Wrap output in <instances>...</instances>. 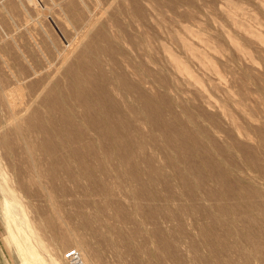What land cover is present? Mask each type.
Segmentation results:
<instances>
[{
    "label": "rangeland",
    "instance_id": "obj_1",
    "mask_svg": "<svg viewBox=\"0 0 264 264\" xmlns=\"http://www.w3.org/2000/svg\"><path fill=\"white\" fill-rule=\"evenodd\" d=\"M12 2L16 9L10 8ZM33 4H25L24 11L17 0H0V53L44 54L39 56L42 64H36L35 90L43 78L55 75L50 76V91L30 106L21 123L22 129L35 132L40 177L30 172V162L19 151L15 165L20 188L32 195L24 200L30 199L35 209L30 216L48 246L64 256L73 244L66 237L73 231L87 243L96 264H264V6L259 0ZM176 32L180 39L188 36L183 40L205 53L215 70L191 57ZM48 53L55 58L46 62ZM64 53H70L69 62L58 66ZM170 56L185 63L195 81L176 72ZM110 76L123 86L113 85ZM109 84L122 95L109 91ZM122 87L143 100L137 103ZM80 103L86 110H76ZM4 152L0 148V156ZM45 188L62 206L59 216L47 208ZM86 205L100 211L99 218L95 210L87 219L91 212ZM103 221L110 223L111 234L100 229ZM3 252L0 264H20L10 247L3 246Z\"/></svg>",
    "mask_w": 264,
    "mask_h": 264
},
{
    "label": "bare ground",
    "instance_id": "obj_2",
    "mask_svg": "<svg viewBox=\"0 0 264 264\" xmlns=\"http://www.w3.org/2000/svg\"><path fill=\"white\" fill-rule=\"evenodd\" d=\"M13 1V0H11ZM18 1V7H20L21 9H24V11H27L26 10V6L25 4L29 5V6H34L35 5L33 4V0H17ZM113 1H117V0H113ZM220 1V0H219ZM259 2L261 3L262 6H264V0H259ZM14 2L10 3V8L12 9H16V6L17 5H14L13 4ZM16 3V2H15ZM110 3V2H109ZM113 3V2H111ZM124 3V2H123ZM122 3V4H123ZM223 4V3H222ZM111 4H109L110 6ZM227 5V4H226ZM116 6V5H115ZM119 6V5H118ZM223 7V6H222ZM125 8V7H124ZM127 8V7H126ZM221 8V7H220ZM229 8V7H228ZM8 9V8H7ZM156 9V8H155ZM11 10V9H10ZM225 10V9H224ZM228 10V9H226ZM13 11V10H11ZM21 12H23L21 10ZM20 12V13H21ZM229 12V11H228ZM8 13H11L10 11ZM19 13V12H18ZM13 14H15V12H13ZM17 15V14H16ZM19 15V14H18ZM56 15V14H54ZM89 15V14H88ZM8 17V16H7ZM60 17V16H59ZM91 17V16H90ZM1 19V18H0ZM7 19V18H6ZM6 19L4 18V20L6 21ZM239 19V18H238ZM2 20V19H1ZM8 20V19H7ZM16 20V19H15ZM158 20V19H157ZM233 20V19H232ZM236 20V19H235ZM38 21V20H37ZM3 22V20L1 21ZM9 22V21H8ZM12 22V21H11ZM239 22V21H238ZM89 23V22H88ZM95 23V20L92 19V22L90 23V26L92 24ZM3 24H6V22H4ZM2 24V25H3ZM13 24V23H11ZM84 24V23H83ZM9 25V24H8ZM7 25V26H8ZM241 25V24H240ZM11 27V26H10ZM50 27V26H49ZM52 27V26H51ZM8 28V27H7ZM43 29V28H42ZM89 29V28H88ZM86 30V29H85ZM186 31V30H185ZM188 31V30H187ZM245 31H247V33L251 34L252 36L256 37L257 39H259L260 41H262V38L261 36L255 32L254 30H251V29H246ZM194 32L193 31V34L190 32V34L194 35ZM29 33V32H28ZM86 35L88 33V31L85 32ZM171 33V32H170ZM173 33V32H172ZM184 33V32H183ZM186 33V32H185ZM199 33V32H198ZM31 33H29L28 36H31L30 35ZM82 34V33H81ZM84 34V33H83ZM175 34V33H174ZM176 34L178 35L179 33L176 32ZM188 33V35H190ZM195 34H197L195 32ZM84 35V36H86ZM176 35V36H177ZM182 35V34H181ZM179 34V41L181 42V45L189 52V54L191 55V57H193L194 59L196 58L199 62H201L204 66H206L207 68L211 69L212 71H214V67H213V63H209L210 61H207V56L205 57L204 54L202 53H199V52H196L193 48H192V45L190 46L188 44V41L185 42L183 39H188L185 35V37H183L182 39H180V36ZM190 35V36H192ZM203 35V34H202ZM21 36V35H19ZM83 36V38H84ZM197 36V35H195ZM195 36H192V37H195ZM200 36V34H199ZM80 37V36H79ZM175 37V36H174ZM182 37V36H181ZM204 36H202V38L200 37H197V38H200L201 41H204L203 39ZM30 38V37H29ZM147 38V37H146ZM176 38V37H175ZM32 39V37H31ZM75 39V38H74ZM77 39H81V38H77ZM203 39V40H202ZM17 41V40H16ZM16 41H14V44L16 43ZM177 41V40H176ZM207 41V38L204 42ZM7 43V42H6ZM55 43V42H54ZM151 43V42H150ZM209 43V42H207ZM206 43V44H207ZM21 45V44H20ZM238 45V43H237ZM23 46V44L21 45V47ZM236 46V44H235ZM239 46V45H238ZM69 47V46H68ZM237 47V46H236ZM240 47V46H239ZM19 49L21 50L20 46H19ZM70 49V47H69ZM32 50V49H31ZM71 50V49H70ZM166 50L167 52V49L164 48V51ZM185 50V52H187ZM197 50V49H196ZM144 51V50H143ZM26 52V51H25ZM24 51H22L21 53H0V68H1V71L3 74H1L0 76V148L1 149H5L6 152H4L3 155L0 156V223H1V228H2V233L0 234V238L3 239V243L0 241V253L2 255V258L4 257V252H3V246H6V247H10L13 254H14V257L16 258L17 262H19L20 264H63V262H66L65 259H64V256L63 254H58L56 252H54L49 246L48 244L45 242V240L40 236V234L37 232V229H36V226H35V223H34V220H32L30 214L35 210L33 208V204L31 203L30 199L27 200L26 202L24 201L25 199H28L30 198L32 195L29 193H26V192H23L22 189L20 188V184H19V179L16 178L17 175V170L15 168V165H16V158L17 156L20 154L19 152L23 153L24 156L26 157L25 159H27L26 161L30 162L31 165V169H30V172H32V174L34 173V175H36L37 178L40 177V172L38 173V169H39V164H38V161L36 160L37 158L35 157V148H36V143H35V132L33 130V128H31L30 130H25V129H22V121L24 123V116L25 114L27 113L28 109L30 108V106L32 104H34L36 102V100L41 96V94H43L44 92L47 91H50L48 90V86H50L51 84L49 83L50 81V76H55V75H51L50 73V76L47 78H43L45 79V82L39 86V88L37 90H35V80L36 79V76H37V68H36V64L40 63L42 64V60L40 59L39 56H42V54H40L38 56L37 53H25ZM70 52V51H69ZM49 56L46 57V53H45V59H46V62H48L49 60H52L53 58L55 57H52V54L51 53H48ZM65 54V53H64ZM207 54V53H206ZM58 56V54H57ZM70 56V53H66L65 55L60 56V58L62 57L61 61H60V64L58 66H61L63 65L64 63H68L67 60ZM43 57H44V54H43ZM42 58V57H41ZM207 58V59H206ZM129 59V58H127ZM135 59V58H134ZM98 60V59H97ZM95 60V62L97 61ZM170 60L172 61V64H173V68L176 69V72H180L182 74H185L187 75L188 77L192 78V80H194L193 78L195 76H192L191 74V71H189L188 69V66L184 65L185 63H181L180 60L176 59L174 56H170ZM209 60V59H208ZM121 61V60H120ZM102 62V61H101ZM79 59L77 60V62L75 64H77V68L79 69L80 68V64H79ZM83 63V62H82ZM98 62H96L97 64ZM100 63V62H99ZM105 63V62H104ZM200 63V65H201ZM22 64V65H21ZM23 64H25V66L27 67V69H25V71H22V68H23ZM40 64V65H41ZM44 64V62H43ZM49 64V63H47ZM79 64V65H78ZM125 64V63H124ZM100 65V64H99ZM110 65V64H109ZM138 65V64H137ZM98 66V65H97ZM106 66V65H105ZM128 66V65H127ZM126 66V67H127ZM134 66V65H133ZM202 66V65H201ZM46 67V66H45ZM72 67V66H71ZM82 67L83 64H82ZM87 67V66H86ZM86 67L84 69H86ZM102 67V66H101ZM130 67V66H128ZM44 68V66H43ZM49 68V67H48ZM60 68V67H59ZM58 68V69H59ZM76 68V69H77ZM107 68V67H105ZM131 68V67H130ZM205 68V67H204ZM207 68L205 70H207ZM47 69V67L45 68ZM57 69V68H56ZM75 69V70H76ZM103 69V67H102ZM112 69V68H111ZM115 69V68H114ZM113 69V70H114ZM132 69V68H131ZM135 69V68H134ZM44 70V69H43ZM82 70V69H81ZM145 70V69H144ZM55 71V70H54ZM54 71L52 73H54ZM84 71V70H83ZM132 71V70H131ZM25 72V73H24ZM58 72V71H57ZM82 72V71H81ZM86 72V71H84ZM88 72V71H87ZM100 72V71H99ZM106 72V71H104ZM143 71H139V73H142ZM217 72V71H216ZM42 73V72H41ZM76 73V72H75ZM110 73V72H109ZM111 73H112V70H111ZM115 73V72H114ZM44 74H45V70H44ZM56 74V73H55ZM80 74V73H78ZM100 74V73H99ZM102 74V73H101ZM138 74V73H137ZM148 74V73H147ZM47 75V74H46ZM49 75V74H48ZM72 75V73H71ZM70 75V76H71ZM82 75V74H81ZM85 75V74H84ZM107 75V74H106ZM135 75V74H133ZM139 75V74H138ZM144 75V74H143ZM42 76V75H41ZM75 76V75H73ZM83 76V75H82ZM88 76V75H86ZM85 76V77H86ZM109 76V75H108ZM120 76V75H119ZM117 76V77H119ZM91 77V76H89ZM88 77V78H89ZM111 77V76H110ZM116 77V76H115ZM116 77V78H117ZM138 77V76H137ZM52 78V77H51ZM76 78V77H75ZM80 78V77H79ZM112 78V77H111ZM121 79V77H119ZM136 78V77H135ZM139 78V77H138ZM84 79V76L83 78ZM81 79V80H82ZM142 79V78H141ZM196 79V78H195ZM65 80V79H64ZM74 80V78H73ZM85 80V79H84ZM84 80H83V83H84ZM139 80V79H138ZM144 80V79H143ZM141 81V82H144V81ZM191 80V81H192ZM44 81V80H43ZM52 81V79H51ZM50 81V82H51ZM78 81V80H76ZM112 81L113 85H119L121 87L120 84H118L119 82H121V80H119L118 78L115 79L114 77L110 80V82ZM124 81V80H122ZM139 81V82H140ZM195 81V80H194ZM193 81V82H194ZM200 81V80H199ZM228 81V80H227ZM75 82V80L73 81ZM79 82V81H78ZM109 82V83H110ZM198 82V80H197ZM42 83V82H41ZM60 83V82H59ZM115 83V84H114ZM125 83V81L123 82ZM50 84V85H49ZM73 84V83H72ZM76 84V83H75ZM78 84V83H77ZM103 84V83H102ZM140 84V83H139ZM143 85H146L145 83H141V86ZM69 85V84H68ZM81 85V84H80ZM79 85V86H80ZM83 85V84H82ZM89 85V84H88ZM106 85V84H105ZM113 85L110 86L109 84V91H115L114 88H113ZM53 86V85H52ZM87 86V85H86ZM118 86V87H119ZM123 86V85H122ZM60 87V86H59ZM65 87V86H64ZM81 87V86H80ZM79 87V89L81 90V88ZM129 87V86H128ZM128 87H122L126 92V95H129L131 93V90L130 88ZM51 88V87H50ZM56 88V87H55ZM68 88V87H67ZM83 88V86H82ZM146 88V86H145ZM62 89V88H61ZM70 89V88H69ZM77 89V88H76ZM99 89V88H98ZM119 89V88H118ZM78 90V89H77ZM79 90V91H80ZM87 90V89H86ZM201 90V89H200ZM199 90V91H200ZM54 91V90H53ZM63 91H67L66 88L63 89ZM62 91V92H63ZM90 91V89H89ZM121 91H123L121 89ZM52 92V91H51ZM108 92V91H107ZM124 92V91H123ZM139 92V91H137ZM136 92V94H137ZM202 91H200L201 93ZM204 92V91H203ZM202 92V93H203ZM49 93V92H47ZM61 93V92H60ZM72 93L69 92V94ZM64 94V93H63ZM114 94H119V93H115ZM133 94V93H132ZM132 94H130V96L132 98H134L135 96H132ZM147 94V93H146ZM204 94V93H203ZM62 95V94H61ZM91 95V94H90ZM107 95V93H106ZM112 95V93H111ZM122 95V93H121ZM119 94V97L121 96ZM205 95V94H204ZM203 95V96H204ZM45 96H48V95H45ZM65 96H67V94H65ZM72 96V95H71ZM89 96V95H88ZM118 96V95H117ZM125 96V95H124ZM124 96L122 99H124ZM130 96H127V98H129ZM200 96V94H199ZM202 96V97H203ZM206 96V95H205ZM62 97V96H61ZM81 97V96H80ZM95 97V96H94ZM139 97V96H137ZM143 97V96H142ZM201 97V98H202ZM67 98V97H66ZM83 98V97H82ZM130 98V99H132ZM136 98V97H135ZM141 98V97H140ZM140 98H136L137 99H140ZM144 98V97H143ZM140 99V100H143ZM55 99V97H54ZM79 98L77 97V100ZM206 99V98H205ZM73 101V98L71 99ZM76 100V99H75ZM90 100V99H89ZM69 101V100H68ZM67 101V102H68ZM83 101V100H82ZM86 101V100H84ZM83 101V102H84ZM123 101V100H122ZM145 101V100H144ZM207 101V100H205ZM63 102V101H62ZM64 102L65 99H64ZM75 102V101H74ZM77 102V101H76ZM75 102V103H76ZM91 102V101H90ZM95 102V101H94ZM93 102V104L91 105L92 106H95L96 104ZM124 102V101H123ZM134 102V101H133ZM208 102V101H207ZM70 103V102H69ZM98 103V102H96ZM126 103H128V101L126 100L125 101V105H127ZM136 103V102H134ZM137 103H138V100H137ZM142 103V102H141ZM140 103V105H141ZM206 103V102H205ZM210 103V102H209ZM61 104V103H60ZM84 103H80L77 105L76 110L77 109H80L83 107L82 105ZM132 104V103H131ZM131 104L129 103V105L131 106ZM39 105V104H38ZM63 105V103H62ZM65 105V104H64ZM67 105V104H66ZM75 105V104H74ZM127 105V106H129ZM210 105V104H209ZM76 106V105H75ZM126 106V107H127ZM212 106V105H211ZM47 107V106H46ZM65 107H68V106H65ZM64 107V108H65ZM88 107V106H87ZM144 107V106H143ZM51 108V107H50ZM56 108V106H55ZM54 108V110H55ZM58 108V106H57ZM61 108V106H60ZM69 109L71 108L70 106L68 107ZM84 108V107H83ZM89 108V107H88ZM141 108V106H140ZM221 108V107H220ZM52 109V108H51ZM86 110V107L84 108ZM91 109V108H90ZM93 109V108H92ZM125 109V108H124ZM127 109V108H126ZM131 109V107H130ZM128 109L131 113V110ZM53 110V111H54ZM62 110V108H61ZM126 110V111H128ZM142 110V109H141ZM221 112H223L224 114V110L223 108H221ZM252 110V109H251ZM34 111V110H33ZM52 111V112H53ZM64 111H66L64 109ZM70 111V110H69ZM135 111V110H134ZM68 112V111H67ZM66 112V113H67ZM71 112V111H70ZM88 112V111H87ZM137 112V111H136ZM56 113V112H55ZM72 113V112H71ZM75 113V112H73ZM103 113V112H102ZM122 113V112H121ZM82 114V113H81ZM126 115L128 114L125 113ZM134 114V113H133ZM141 114V113H140ZM69 115V114H68ZM125 115V116H126ZM132 115V114H131ZM135 115V114H134ZM142 115V114H141ZM104 116V115H103ZM75 117V116H74ZM73 117V118H74ZM82 117V115H81ZM106 117V116H105ZM141 117V116H140ZM147 117V116H146ZM95 118V117H94ZM99 118V117H98ZM35 119V118H34ZM76 119V118H75ZM78 119V118H77ZM76 119V120H77ZM83 119V118H82ZM80 119V120H82ZM30 120V119H29ZM68 120V119H67ZM70 120V119H69ZM68 120V122H69ZM79 120V121H80ZM90 120V119H89ZM92 120V119H91ZM111 120V119H110ZM78 121V120H77ZM84 121V119L82 120ZM86 121V120H85ZM84 121V124L86 123ZM103 121V120H102ZM127 121V120H126ZM71 122V121H70ZM145 122V121H144ZM67 123V122H66ZM79 123H83V122H79ZM108 123V122H107ZM147 123V122H146ZM80 124V125H81ZM231 124L232 126L234 127V129L240 133V130H239V127L236 126L235 124V121H233V119H231ZM27 125V124H26ZM86 125V124H85ZM152 125V124H151ZM89 126V125H88ZM32 127V126H31ZM39 127V126H38ZM37 127V128H38ZM92 127V126H90ZM113 127V126H112ZM26 128V127H25ZM40 128V127H39ZM89 128V127H88ZM97 128V127H96ZM35 129V128H34ZM45 129V128H44ZM83 129V128H82ZM87 129V128H86ZM50 130V129H49ZM48 130V131H49ZM65 130V129H64ZM90 130V128H89ZM147 130V129H146ZM180 130V129H179ZM87 131V130H86ZM124 131V130H123ZM217 131V130H216ZM51 132V131H50ZM58 132V131H57ZM93 132V131H92ZM108 132V131H107ZM41 133V132H40ZM64 133V132H63ZM90 133V132H89ZM47 134V133H46ZM52 134H55V133H52ZM51 134V135H52ZM57 134H62L60 131L59 133ZM94 134V133H93ZM97 134V133H95ZM113 134V133H112ZM246 134V133H245ZM14 135L15 137H18V140H15L13 141H10V136ZM50 135V136H51ZM243 135V134H242ZM48 136V135H47ZM54 136V135H53ZM64 136H65V133H64ZM96 136V135H95ZM52 137V136H51ZM13 138V137H12ZM53 138V137H52ZM59 138V137H58ZM64 138V137H63ZM98 138H99V135H98ZM75 139V138H74ZM58 140V139H57ZM60 140V138H59ZM68 140V138H67ZM98 140V139H97ZM115 141V139H113ZM88 141V140H87ZM93 141V140H92ZM66 143V142H65ZM69 143V142H68ZM99 143V142H98ZM109 143V142H108ZM40 144V143H39ZM60 144H61V141H60ZM38 145V143H37ZM63 145V144H62ZM61 145V146H62ZM99 147V145H98ZM51 148V147H50ZM49 148V149H50ZM42 149V148H41ZM64 149V148H63ZM68 149V148H67ZM65 150V149H64ZM99 150V149H98ZM116 150V149H115ZM19 151V152H18ZM49 151V150H48ZM53 151V150H52ZM51 151V152H52ZM46 152V151H45ZM65 152V151H64ZM91 152V151H90ZM93 152V151H92ZM114 152V151H113ZM160 152V151H159ZM19 153V154H18ZM99 153V152H98ZM48 156L51 155L49 153H47ZM54 154V153H52ZM56 154V153H55ZM52 155V156H55ZM65 154L68 155V153L65 152ZM86 154V153H85ZM102 154V153H100ZM97 155V154H96ZM103 155V154H102ZM23 156V155H22ZM59 156H62L59 155ZM114 156V155H113ZM76 157V155L74 156ZM101 157V156H100ZM99 157V158H100ZM104 157V156H103ZM119 157V156H118ZM41 158V156H40ZM60 158V157H59ZM69 158V156H68ZM107 158V157H106ZM19 159V158H18ZM23 159V158H22ZM24 159V160H25ZM72 159V158H70ZM74 159V158H73ZM72 159V160H73ZM20 160V159H19ZM18 160V162H19ZM49 160V159H48ZM51 160H52V157H51ZM58 160V159H57ZM107 160V159H106ZM118 160V159H117ZM185 160V159H184ZM45 161V160H44ZM66 162V160L64 161ZM69 162V160H68ZM100 162V161H99ZM44 163V162H43ZM63 163V162H62ZM123 163V162H122ZM26 165L29 164V163H25ZM67 164V162H66ZM53 165V164H52ZM83 165V164H82ZM28 166V165H27ZM28 166V168H29ZM42 167V166H41ZM43 168V167H42ZM52 168V167H50ZM8 169V170H7ZM15 169V171H14ZM53 169V168H52ZM144 169V168H143ZM19 170V169H18ZM148 171V170H147ZM16 173V174H15ZM50 174V173H49ZM121 174V173H120ZM53 175V174H52ZM58 175V174H57ZM62 175V174H61ZM76 175V174H75ZM74 175V176H75ZM54 176V175H53ZM78 176V175H76ZM58 177V176H57ZM63 178V177H62ZM73 178V177H72ZM53 179V178H52ZM58 179V178H57ZM116 179V178H115ZM51 180V179H50ZM62 180V179H61ZM66 180V178H65ZM21 181V179H20ZM55 181V180H54ZM51 186V185H50ZM40 188V187H39ZM47 188V187H46ZM46 188L44 189V199H46L45 203L47 202L48 206L47 208L49 207V211L51 213V215H55V214H58L57 216H59V213L63 212L62 210V206L57 204L56 203V199L53 195V192L52 190H46ZM48 189V188H47ZM206 189V188H205ZM38 191H41V190H38ZM62 191V190H61ZM60 192V191H59ZM32 193V192H31ZM42 193V192H41ZM106 193V192H105ZM101 197V196H100ZM33 199V198H32ZM31 199V200H32ZM35 201V200H34ZM33 202V201H32ZM109 202V201H107ZM110 203V202H109ZM81 204V203H80ZM82 205V204H81ZM107 207L108 204H106ZM83 206V205H82ZM87 206V205H86ZM105 206V204H104ZM35 207V205H34ZM88 207V206H87ZM106 207V206H105ZM111 207V206H110ZM80 208V207H79ZM83 208V207H82ZM90 209V207H88ZM92 208V207H91ZM96 210V208H94ZM97 209H100V208H97ZM106 209V208H105ZM83 210V209H82ZM90 209L89 211L91 213H89V217H86L87 219L92 217L93 216V211L95 210H92ZM101 210V209H100ZM108 210V209H107ZM106 210V211H107ZM110 210V209H109ZM85 211V210H84ZM88 211V212H89ZM97 211V210H96ZM82 212V211H81ZM87 212V214H88ZM99 213H96L95 215L99 214L100 215V211H97ZM108 212V211H107ZM110 212V211H109ZM112 212V210H111ZM114 212V211H113ZM84 213V212H83ZM90 214H92L90 216ZM109 214V213H108ZM107 214V215H108ZM111 214V213H110ZM85 215V213H84ZM94 215V217H95ZM99 215L98 218H99ZM102 215V214H101ZM104 215V214H103ZM102 215V216H103ZM56 216V215H55ZM81 216V214H80ZM96 216V217H97ZM111 216V215H109ZM83 218V217H82ZM102 218V217H101ZM85 219V218H84ZM86 219V220H87ZM104 219V218H102ZM107 219V218H106ZM93 220V219H91ZM95 220V219H94ZM105 220V219H104ZM148 220V219H147ZM88 221V220H87ZM90 221V220H89ZM99 221V220H98ZM109 220H107L108 222ZM91 222V221H90ZM97 222V221H96ZM105 221H103L102 223V228H99L100 229H105L107 230V232L111 229V225L110 223L109 224H106L104 223ZM92 223V222H91ZM100 225V222L97 223ZM87 225V224H86ZM90 224H88L89 226ZM94 225V224H93ZM87 226V227H88ZM97 226V225H96ZM92 227V226H91ZM95 227V225H94ZM85 228V227H83ZM71 230V229H70ZM89 230V229H88ZM91 230V229H90ZM95 230V229H93ZM91 231L92 233L94 231ZM98 231V228L96 229ZM103 230L101 232H103ZM104 230V231H105ZM72 231V230H71ZM73 232V231H72ZM72 232L68 233L67 237H66V240L68 242H72L73 244L71 245L70 249L68 251H71L73 249L77 250L78 253L80 254V257H81V260H82V263L83 264H96L95 260H93V256L91 257L90 254H88V245H86L87 243H85L84 241H81V239H77L73 236ZM90 232V233H91ZM96 232V231H95ZM106 232V231H105ZM110 232V233H109ZM107 234H111V231H109ZM97 233V232H96ZM104 233V232H103ZM98 234H100L98 232ZM66 235V234H65ZM95 236V234H92ZM105 237H106V234H104ZM97 236V235H96ZM100 235H98L97 237H99ZM102 236V235H101ZM109 236V235H108ZM95 237V238H97ZM109 238H111V236H109ZM104 237H102V241H103ZM101 240V239H100ZM105 240H108V238H105ZM112 240V238H111ZM110 241V240H109ZM108 241V242H109ZM99 242V241H98ZM105 242V241H104ZM107 242V241H106ZM107 242V243H108ZM100 243V242H99ZM111 242H109L108 245H110ZM113 244V243H112ZM106 245V247L108 246ZM130 245V244H129ZM91 246V245H89ZM111 246V245H110ZM113 246V245H112ZM105 247V248H106ZM90 250L91 247H90ZM109 250V248H108ZM11 252V251H10ZM92 252V251H91ZM90 253V252H89ZM10 254V253H9ZM87 255L90 257H87ZM62 256V257H61ZM95 256V255H94ZM13 257V259H14ZM6 259V258H4ZM6 261V260H5ZM140 261V260H139ZM15 263V262H14ZM98 263V262H97ZM102 264V263H101Z\"/></svg>",
    "mask_w": 264,
    "mask_h": 264
},
{
    "label": "built area",
    "instance_id": "obj_3",
    "mask_svg": "<svg viewBox=\"0 0 264 264\" xmlns=\"http://www.w3.org/2000/svg\"><path fill=\"white\" fill-rule=\"evenodd\" d=\"M64 259L68 264H83L80 254L75 249L66 252L64 254Z\"/></svg>",
    "mask_w": 264,
    "mask_h": 264
}]
</instances>
